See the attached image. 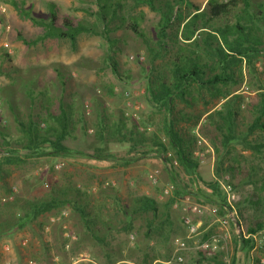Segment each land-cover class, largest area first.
Listing matches in <instances>:
<instances>
[{
    "label": "rangeland",
    "instance_id": "obj_1",
    "mask_svg": "<svg viewBox=\"0 0 264 264\" xmlns=\"http://www.w3.org/2000/svg\"><path fill=\"white\" fill-rule=\"evenodd\" d=\"M207 1L194 2L202 8ZM257 1L264 3V0ZM50 3L56 5L58 25H61L62 18H69L74 24L82 21L87 25H95L96 29L93 30L99 35L82 34L78 39L76 50L71 49L66 40L56 43L53 40H46L31 46L24 45L18 40L19 34L27 39H35L43 34L44 29L32 24L28 17L19 16L13 5L17 4L36 20H46L49 12L53 11L48 5ZM95 12V0H0V264H107L110 259L105 258L100 247L84 232L78 214L71 212L68 207L63 206L40 216L20 230L5 231L9 217L13 219V215L10 216L11 211L2 210L5 203L17 201V206H26L47 201L51 196L75 197L74 188H77L88 195L87 211L105 218L108 215L114 216L118 204L130 208L133 199L137 196H151L160 204L167 201L162 196L161 189L165 184L172 183L170 171L160 167L159 156L153 153L144 156L145 153L140 150L130 151L125 143L111 142L108 145L109 150L119 161L115 164L104 161L99 165H91L83 160L74 161L46 154L31 155L23 148L24 136L15 122V115L25 123L30 114L44 117L46 110L56 113L60 103H68L72 106L74 117L64 144L71 149L91 153L94 141V99H100L107 115L114 117L118 113L123 115L126 110L128 100L125 93H129V101L131 106L137 109L141 117V125L151 127L153 133L155 132L166 143L162 132L164 113H158L152 108L147 99L144 83L149 74L154 73L157 76L162 72L167 76L168 58L157 61L153 69L149 64L148 51L143 43L130 31L117 30L111 33L117 40L115 52L120 73V78H117L107 64V45L101 35V25L93 15ZM138 13L143 17L140 21V29L154 46L159 17L146 8L137 11ZM53 53H56L58 58L62 56L60 62L54 60ZM255 68L257 78L264 82L263 62L256 63ZM230 90L242 97L238 124L244 129L251 121L248 105L256 103V73L249 74L244 68L242 81L236 86H230ZM188 99L190 100V97ZM86 103L90 105L88 115L84 110ZM175 106L179 111H190L189 114L187 113L190 122H184L180 127L191 131L194 122L191 118L202 114L201 108L207 109L211 105L206 106L202 99H198L193 108L179 100ZM81 119L85 121L83 127ZM200 119L197 127L204 125L207 131H211L206 125V118L202 122ZM2 121L5 123L2 124ZM192 133L194 135L198 133L206 139L198 130ZM5 152L17 156L19 162L16 164L6 162L3 156ZM222 156L225 161L224 167H229L232 160L238 159V164L232 163L235 167H256L257 163L262 170L259 175H264V160L256 159V154L243 150L240 146L228 150ZM212 159L214 174L215 153ZM126 160H129L128 164L123 162ZM208 163L211 164V157L207 158L205 165ZM59 164L61 168L58 169L56 167ZM155 169L159 170L156 174L158 183L152 184L149 177ZM174 171L179 173L182 183L191 189L192 179L183 176L180 168ZM198 175L204 182L214 181L209 175L201 176L199 170ZM227 175L230 178V175ZM106 183L108 186H105ZM234 183L237 184L236 179ZM257 185L256 187L250 184L236 185L235 191L238 197L236 208L245 229L260 224L262 228L256 233L264 235V191L260 190L259 184ZM13 188L16 189L13 201L4 202L2 199L12 193ZM116 201L119 202L117 205ZM249 201L256 204L251 205ZM62 210L67 211L62 222L50 223L49 219L57 216ZM14 211L15 216L21 213L17 209ZM177 211L171 208L170 212L174 230L177 238L185 239L186 233ZM118 216L121 217L120 214ZM207 216L200 218L205 227L212 221ZM194 220L199 219L195 217ZM133 223L134 232L112 233L106 238L107 249L120 251V254L111 257L110 260H117L119 264H136L144 256L141 241L144 219L137 217ZM208 230L215 231L213 226ZM64 231L76 236V240L71 241L67 249L65 248L67 241L63 237ZM229 235L230 241L227 247L231 249L237 246L232 226L229 228ZM191 241H188L190 247ZM138 243L141 245L139 248ZM253 246L255 249L251 254V250L244 247L246 250L239 255V261L243 260L244 264H264V242L257 243L256 247ZM173 247L171 241L170 257ZM163 253L164 250L159 249L151 252L150 256L163 255ZM170 257L165 260L168 261ZM159 258L162 257H158L161 264L166 262ZM209 261L217 262L204 256L200 257L190 249L184 254L183 264H212ZM221 262L223 263V260Z\"/></svg>",
    "mask_w": 264,
    "mask_h": 264
},
{
    "label": "trees",
    "instance_id": "obj_2",
    "mask_svg": "<svg viewBox=\"0 0 264 264\" xmlns=\"http://www.w3.org/2000/svg\"><path fill=\"white\" fill-rule=\"evenodd\" d=\"M195 0H95L96 12L93 14L102 28L101 35L107 45L106 60L112 74L120 78L119 66L115 52L117 40L111 33L117 30L132 32L146 47L149 64L155 67L157 61L168 58L166 65L168 73L149 74L145 80V92L152 108L157 112L171 114L177 100L193 108L198 99L206 106L211 105L213 111L206 115L204 125L198 127L212 146L216 155L215 178L229 174L233 188L243 185L260 186L264 191V175H259L261 167L234 166L239 160L234 159L229 167H224L223 154L240 146L243 150L256 154V159L264 160V82L257 78L255 64L262 61L264 66V3L257 0H208L204 7L195 5ZM46 20L32 18L24 9L13 5L19 16H26L37 27L44 29L41 36L27 39L18 35V40L26 46L37 44L47 39L66 40L71 49H77V42L82 34L99 35L96 26L85 22L74 24L69 18L59 16L56 5ZM143 8L158 15L156 41L154 46L140 29L143 20L140 13ZM249 74L256 73V103L248 105L251 111V121L242 129L238 124L242 97L230 90V86L238 85L243 79V69ZM190 97V100L188 99ZM95 121L92 152L86 153L69 148L64 144L73 125L74 113L70 104L60 103L58 112L46 110L43 116H30L22 123L15 115V122L24 136L23 148L31 155H50L57 158L81 157L96 161L117 163L119 159L111 153L108 145L125 143L130 151L140 150L148 156L153 153L168 165L169 151L177 161L183 176L194 177L196 181L208 190L188 189L174 169H170L171 182L175 185V194L171 199L160 204L155 198L142 195L133 199L130 208L118 204L114 216L102 218L87 211L88 195L74 188L75 197L51 196L47 201L36 204L17 206V201L5 203L2 210L11 211L5 231L20 230L38 217L51 213L60 207H68L78 214L84 227V232L100 247L105 258L120 254V251L107 249L105 240L112 233L134 232V220L144 219V230L141 241L144 256L136 264H152L170 257L169 246L174 241L176 233L171 217V207L177 198L191 194L196 200L210 206L222 208L223 200L215 181L204 182L198 175V163L192 157L196 136L191 131L183 130L172 120L163 125V136L166 143L156 133L139 132L133 120L126 119L122 113L110 116L104 110L100 99H94ZM32 104V103H31ZM219 109H216V108ZM208 112V111H207ZM195 116L191 129L197 126L202 115ZM181 116V113L179 114ZM186 116V115H183ZM111 120H110V119ZM82 120V119H81ZM44 124V127H41ZM82 120V127L85 126ZM86 130V128H84ZM45 148L47 151H45ZM4 160L10 164L19 162L11 152L3 153ZM128 164L129 160L123 161ZM237 180V184L234 180ZM178 181V182H176ZM180 182V183H179ZM179 183V184H178ZM258 186V185H257ZM255 194V193H254ZM253 194V195H254ZM63 197V198H62ZM251 205L252 201H249ZM15 209L21 213L15 216ZM178 214L181 213L180 211ZM121 215L119 218L118 215ZM262 226H249L247 232L256 233ZM208 235L204 236L206 238ZM251 249V240L239 239L235 236V245ZM138 248L139 243H138ZM163 249V255H151V252ZM172 255V252H171ZM217 257V256H216ZM216 257L212 259H216ZM108 260L107 264H115L117 260ZM123 260V259H122ZM166 261V260H165ZM159 262V263H158Z\"/></svg>",
    "mask_w": 264,
    "mask_h": 264
},
{
    "label": "built area",
    "instance_id": "obj_3",
    "mask_svg": "<svg viewBox=\"0 0 264 264\" xmlns=\"http://www.w3.org/2000/svg\"><path fill=\"white\" fill-rule=\"evenodd\" d=\"M125 97L128 101L126 103V110L123 112L124 118L133 120L136 123L139 132H153L151 127L141 125V117L137 113V109H134L131 106L129 93H125ZM84 110L85 114L88 115L90 113V105L86 103L84 105ZM4 123L5 121H2V124ZM41 127H44V125L41 124ZM195 136L196 141L192 151V157L196 160L198 166H203L205 165L207 158H213L214 150L210 143L198 133H195ZM166 157L170 158L168 167L173 169L177 168L178 163L169 151L166 153ZM56 168H61V164L57 165ZM156 174H158V171L156 170L153 171V174H150L149 178L152 184L158 183ZM191 179L193 181L191 190L202 189L204 191H208L202 183L196 181L194 177H191ZM214 181L218 186V190L223 200L222 208L201 203L191 194H185L173 202L171 208L178 211L181 210L180 221L186 232V237L185 239L176 238L173 241L174 247L172 255L170 259L165 262V264H183L184 254L190 249L201 254L207 259H212L218 256L227 248V243L230 241L229 228L231 226L233 227V233L237 238L251 240L255 247L257 243L264 242V235H261L260 233H249L247 232V229H245L243 221L236 208L238 197L229 176L227 174H222L220 177L214 178ZM105 186H108V183H106ZM15 191L16 189L13 188L12 193H10L7 197H4L2 200L4 202L13 201ZM161 194L166 199L173 198L175 194V185L172 183L165 184L161 189ZM66 214L67 211L62 210L57 216H52L49 221L52 224H59L62 222L63 218H65ZM206 215L212 219L211 224L215 226V233L204 238L203 235L206 234V229H203L201 221L194 220V218L197 217L200 219ZM63 237L67 241L65 244L66 249L69 248L71 241L76 240V236L68 231H64ZM190 240H192L191 247L188 243ZM223 262L224 264H231L230 260L226 258H223Z\"/></svg>",
    "mask_w": 264,
    "mask_h": 264
},
{
    "label": "crops",
    "instance_id": "obj_4",
    "mask_svg": "<svg viewBox=\"0 0 264 264\" xmlns=\"http://www.w3.org/2000/svg\"><path fill=\"white\" fill-rule=\"evenodd\" d=\"M37 37H39V36H37ZM36 37V38H37ZM47 40H53V42L54 43H56L57 41H59V42H61L62 40H57V39H47ZM44 41H46V40H44ZM60 44H62V43H60ZM61 56V55H60ZM62 57V56H61ZM61 57L60 58H58V56H56V53H53V58H54V60L55 61H61ZM55 75H56V73H55ZM201 113H205L204 115H202L201 116V119H200V122H202V120L206 117V115L208 114V113H210V112H212L213 111V109H212V106H210V108H207V109H203V108H201ZM208 111V112H207ZM158 113H160V112H158ZM161 113H163V112H161ZM183 114V115H186V116H183V117H181V116H179V114ZM187 113L189 114L190 113V111H188V112H184V111H179L178 110V108L175 106V109L173 110V111H171V114H169V113H166V112H164V115L162 116L163 117V125H165V123L166 122H169V120H172V121H175L178 125H179V127L180 126H182L183 124L182 123H184V122H190V120L188 119V116H187ZM200 124V123H199ZM197 129H198V127L196 126L194 129H192L191 130V132H194V131H197ZM160 160V167H162V168H166V170H168V171H170V169H173V168H170V167H168V165H166V164H164V162L162 161V159L161 158H159ZM68 160H77V161H86V163L87 164H91V165H99V164H102V163H104V161H96V160H91V159H86V158H81V157H75V158H68ZM152 161H155V160H152ZM213 159L211 158V164L210 163H208L207 165H203V166H200L199 168H198V170H199V174L202 176V175H205V176H207V175H209V176H211L213 179L215 178V175L213 174ZM156 171H158L159 172V170L158 169H155ZM154 170V171H155ZM174 210V209H173ZM208 217V216H207ZM210 220H211V218H209ZM197 221H201L200 219L199 220H197ZM201 223L203 224V229H206V234H204L203 236H206V235H210L211 233L213 234V233H215V231H213V232H211L210 230H208V228L209 227H211V226H213V228L215 229V226L213 225V224H211L212 223V221L211 222H209V225L207 226V227H205V225H204V222L203 221H201ZM206 224V223H205ZM205 227V228H204ZM184 229V228H183ZM185 231V230H184ZM210 232V233H209ZM186 233V232H185ZM185 237H186V234H185ZM227 250L226 251H224V252H222V253H220L217 257H216V259H212V260H215V261H217V262H212V261H209L210 263H212V264H224V262L222 263L221 262V260H223V258H225L226 257V259H228V260H230V262H231V264H244V262H243V260H241V261H239V255L241 254V252L242 253H244L245 252V248H240V244H237V246L235 247H233V248H231V249H229L228 247L226 248ZM229 249V250H228ZM254 246L251 248V249H248V250H251L250 251V254L254 251ZM242 250V251H241ZM102 252V251H101ZM103 253V252H102ZM224 253V254H223ZM196 254H198L200 257L202 256L201 254H199V253H197L196 252ZM103 255H104V253H103ZM156 262L157 261H155V262H153V264H156ZM120 262H116L115 264H119ZM93 264H97V263H93ZM100 264H102V263H100ZM104 264H106V263H104ZM163 264H165V263H163ZM252 264V263H251Z\"/></svg>",
    "mask_w": 264,
    "mask_h": 264
}]
</instances>
